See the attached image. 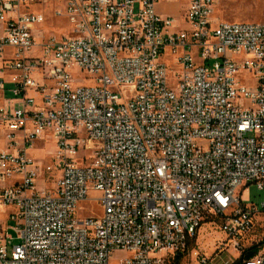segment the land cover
<instances>
[{
	"label": "built area",
	"instance_id": "obj_1",
	"mask_svg": "<svg viewBox=\"0 0 264 264\" xmlns=\"http://www.w3.org/2000/svg\"><path fill=\"white\" fill-rule=\"evenodd\" d=\"M218 5L0 0V264H179L206 222L221 264H264V212L241 198L264 190V24ZM47 6L70 30L38 45ZM45 140L55 166L30 155Z\"/></svg>",
	"mask_w": 264,
	"mask_h": 264
},
{
	"label": "rangeland",
	"instance_id": "obj_2",
	"mask_svg": "<svg viewBox=\"0 0 264 264\" xmlns=\"http://www.w3.org/2000/svg\"><path fill=\"white\" fill-rule=\"evenodd\" d=\"M178 3V1H177ZM42 8V7H41ZM160 12L164 13L175 12L177 9L175 6L164 7L161 5ZM43 12L46 14L47 22L36 29V41L40 45L43 37L51 35H68L70 26L66 19H55L53 18L51 6L43 7ZM175 18L177 15L173 14ZM217 17L222 21L229 22H254L264 24V0H219V5L216 10ZM43 55V49L36 47L30 54V57ZM10 97V94L8 95ZM57 152L55 140H45L37 142L34 147L30 150V155L40 165H52L55 166V154ZM58 179V173L47 176L46 180L39 181L37 184V190H48L53 191L55 184ZM99 195L93 193L91 199L94 200ZM241 198L244 204L254 205L259 211L264 212L262 204L264 203V190L261 191L256 185H249L243 188L241 192ZM95 209V214L100 215L101 210L98 206L92 203L87 204L88 213ZM9 211L0 209V223H3L7 228H13L15 223L6 221L5 212ZM262 226V225H261ZM11 235L16 237L13 231H9ZM262 230L260 227L256 230L253 237H257L259 240L262 238ZM252 237V238H253ZM225 234L221 232L220 225L217 222H206L198 235L197 242L191 245L188 252L180 259L179 264H199L200 258L203 256L211 259L213 264H221L222 262L229 261L231 256H235L232 247L225 251V253L219 255L217 245L225 240ZM246 245L248 243H245ZM216 253V254H215ZM127 255L125 253L115 254L112 259L113 261L125 260Z\"/></svg>",
	"mask_w": 264,
	"mask_h": 264
},
{
	"label": "trees",
	"instance_id": "obj_3",
	"mask_svg": "<svg viewBox=\"0 0 264 264\" xmlns=\"http://www.w3.org/2000/svg\"><path fill=\"white\" fill-rule=\"evenodd\" d=\"M257 253H258V248H253L250 251H248L247 253H245V255H243V259H251V258L255 257ZM179 261H180V259H178L176 262L179 263Z\"/></svg>",
	"mask_w": 264,
	"mask_h": 264
},
{
	"label": "crops",
	"instance_id": "obj_4",
	"mask_svg": "<svg viewBox=\"0 0 264 264\" xmlns=\"http://www.w3.org/2000/svg\"><path fill=\"white\" fill-rule=\"evenodd\" d=\"M177 10H175V12H170V13H168V12H166V13H164V14H170V15H173V14H175V15H177ZM2 210H4V211H6V210H8V209H2ZM202 229V228H201ZM201 229H200V231H201ZM200 231H199V233H200ZM199 235V234H198Z\"/></svg>",
	"mask_w": 264,
	"mask_h": 264
}]
</instances>
